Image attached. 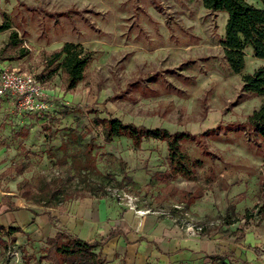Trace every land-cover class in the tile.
Returning a JSON list of instances; mask_svg holds the SVG:
<instances>
[{
	"label": "rangeland",
	"instance_id": "1",
	"mask_svg": "<svg viewBox=\"0 0 264 264\" xmlns=\"http://www.w3.org/2000/svg\"><path fill=\"white\" fill-rule=\"evenodd\" d=\"M4 20L12 28L0 32V59L10 69L36 75L44 90L37 101L45 105L30 110L22 96H5L9 103L0 128L5 200L33 207L45 219L49 208L22 197L17 184L27 179L36 189L56 180L64 189L59 209L67 199L101 196L220 241L228 250L219 248L217 264H227L224 259L264 264V219L258 210L264 208V138L248 123L261 97L243 91L242 74L225 57L227 13L209 11L203 0H0V23ZM12 31L29 51L22 59L10 58L19 51L9 45ZM65 42L91 54L86 78L75 89H67L61 71L52 78L50 70L43 72L47 55ZM260 66L264 59L247 48L243 73ZM109 116L196 135L181 144L192 159L203 161L197 179L164 177V141L146 139L140 147L127 137L105 142L94 119ZM87 145L93 147L96 170L79 174L70 155L84 157ZM11 166L16 170L8 172ZM196 189L203 191L200 199L191 205L181 201V190ZM21 216L26 220V211ZM52 232L16 233L6 250L0 247V264H25V255L35 264ZM232 252H244L246 259Z\"/></svg>",
	"mask_w": 264,
	"mask_h": 264
},
{
	"label": "trees",
	"instance_id": "2",
	"mask_svg": "<svg viewBox=\"0 0 264 264\" xmlns=\"http://www.w3.org/2000/svg\"><path fill=\"white\" fill-rule=\"evenodd\" d=\"M204 7L211 12L227 13L225 36L221 40L225 57L227 58L233 72L241 73L243 86L246 93L261 97L260 106L248 117V123L253 131L264 138V66H260L253 72L243 73L246 65V49L250 48L253 56L264 59V0H203ZM12 28L8 20L0 23V32ZM9 45L18 49V53L11 59H22L29 51L22 46L18 33L12 31ZM91 61V54L85 52L80 44L65 42L61 48L47 55L44 71H49L52 78L58 71L66 75L67 89H75L80 82L86 78L87 68ZM39 77H41L39 75ZM94 123L100 126L105 142L110 143L115 138L127 137L132 140L136 147H140L146 139H158L167 143L168 169L164 177L168 180L174 177H182L189 181L197 179V168L203 166L200 159H192L182 149L181 142L185 139H193L196 135L190 132H170L167 128H148L132 122H124L118 117H96ZM72 137L77 140L76 135ZM67 143L63 147L67 150ZM84 157L71 154L70 166L75 172L81 174L83 171H94L96 165L92 157L93 147L87 145ZM64 162L68 163V156H64ZM15 167H9L8 172H13ZM22 170L20 169L21 173ZM29 180L24 179L17 184V190L22 197L32 203L47 207L57 208L61 201L64 189L56 180L45 182L37 187ZM203 196V191H180L182 202L193 204ZM101 197V196H98ZM9 209H15L13 203ZM259 214L264 219V208L258 207ZM50 221L58 228L57 233L46 238V246L42 254L37 258L35 264H106L102 253V246L108 237L120 234L117 229L110 232L101 239H82L69 229L59 226L60 219L57 215L48 211ZM28 233L22 226L6 227L0 223V247L6 250L15 241V234ZM32 257L25 255V264H31Z\"/></svg>",
	"mask_w": 264,
	"mask_h": 264
},
{
	"label": "crops",
	"instance_id": "3",
	"mask_svg": "<svg viewBox=\"0 0 264 264\" xmlns=\"http://www.w3.org/2000/svg\"><path fill=\"white\" fill-rule=\"evenodd\" d=\"M8 64L7 59H0V67ZM5 96L0 95V128L9 103ZM5 193L0 191V223L6 227L22 226L26 232L39 228L53 230L49 237L57 233L58 228L50 221L48 212L45 219H39L33 207L17 202H13L15 209L11 210ZM23 210L27 213L26 220L21 216ZM49 211L58 216L60 227L82 239H101L117 229L120 234L108 237L102 246L106 264H217L215 255L220 254V241L216 239L193 236L188 229L170 220H156L153 215L137 212L132 207L122 209L103 197L67 199L63 209L49 208ZM221 250L228 249L222 246ZM231 255L246 259L244 252ZM223 261L229 264V259Z\"/></svg>",
	"mask_w": 264,
	"mask_h": 264
},
{
	"label": "built area",
	"instance_id": "4",
	"mask_svg": "<svg viewBox=\"0 0 264 264\" xmlns=\"http://www.w3.org/2000/svg\"><path fill=\"white\" fill-rule=\"evenodd\" d=\"M23 97L24 104L30 110L44 109L45 105L38 102L44 90L41 82L33 73L23 72L17 68L0 67V95Z\"/></svg>",
	"mask_w": 264,
	"mask_h": 264
}]
</instances>
